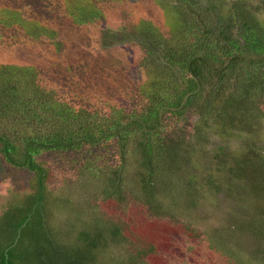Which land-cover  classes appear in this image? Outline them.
I'll list each match as a JSON object with an SVG mask.
<instances>
[{
  "label": "trees",
  "instance_id": "obj_1",
  "mask_svg": "<svg viewBox=\"0 0 264 264\" xmlns=\"http://www.w3.org/2000/svg\"><path fill=\"white\" fill-rule=\"evenodd\" d=\"M141 2L161 14L168 36L147 19L128 29L123 38L116 35L115 44L108 39L112 31L101 34L108 47L133 43L142 53L140 100L138 105L131 101L133 108L126 111L116 107L124 103L119 95L109 96L107 107L99 108L101 94L108 90L104 84L99 86L97 77L91 78L96 76L93 65L84 70L76 61L78 56L66 64L63 59L41 74L38 64L16 63L19 55L37 56L38 51L26 48L41 36L57 38L50 51L56 52L52 61L60 59L59 33L66 52L72 50L69 42L83 36L63 27L79 24L86 30L105 23L109 8L100 5L103 11L99 10L93 0H0V158L13 169L29 173L33 189L0 213V264H95L97 257L117 260L122 256L130 258V264H144L141 248L131 253L134 242L124 231L128 221L124 209L147 210L148 229L156 236L153 244L164 256L165 232L174 218L166 211V196L180 194L185 205L192 207L203 191L210 195L214 189L229 197L239 187L264 199V144L259 146L263 138L257 126L264 121V0ZM127 60L131 57L117 63V68L102 70L114 73ZM231 129L252 134L245 137L251 143L238 154L219 146L210 173L204 164L202 175H197L198 169L197 174L186 171L206 146L210 131L225 136ZM77 154L81 165L75 166ZM58 158L59 168L72 165L76 181L83 174L82 184L90 175L100 184V193L86 196L87 205L74 211L77 217H70L74 222L63 223L74 233L72 243L59 242L48 228L53 196L49 171ZM127 184L132 190L126 193ZM107 200L113 201L116 213L102 206ZM68 201L61 199L60 204L69 206ZM257 206L258 210L264 207ZM82 208L94 215L84 214L87 220L76 222ZM145 245L146 240L141 246ZM157 258L158 264H168L164 257ZM231 258L219 263L241 264ZM245 258L247 264H257Z\"/></svg>",
  "mask_w": 264,
  "mask_h": 264
},
{
  "label": "rangeland",
  "instance_id": "obj_2",
  "mask_svg": "<svg viewBox=\"0 0 264 264\" xmlns=\"http://www.w3.org/2000/svg\"><path fill=\"white\" fill-rule=\"evenodd\" d=\"M93 1L95 8L100 10L102 6H106L111 10V15L107 17L105 23L100 22L97 26L86 30H83L84 28L82 29V26H80L78 22V26L75 24V26L67 25L66 28L63 27L70 34L83 35L81 40L69 42L72 46L71 51L66 52L63 46L64 39L59 33L58 39L61 42L62 49L58 52V55L61 58L52 61L56 52L50 50L53 49V43L57 41V38L55 37L51 41L45 36H41L37 39L34 46L26 48L27 51H38L37 56L34 54L19 55L16 58V63L21 65L38 64V69L40 68L41 74L46 68L59 66L60 61L63 59L66 64V62L70 60L69 58L78 56L76 59L78 64L84 70L89 68L92 64L96 76L92 75L91 78L97 77L100 80L98 82L99 86H103L102 84H104L108 90L107 94H101L103 100L99 108L103 109L107 107L105 101L109 96L115 98L116 95H119L121 99L118 100L124 103L116 107L127 111L133 108L129 104L131 101L138 105L140 100L138 84L144 80V73L138 67V62L142 53L133 43L108 47L103 39L104 34L102 36L101 34L105 30L112 31L109 33L108 39L115 44V41H117L116 35L123 38L128 33V29L134 27L142 19H147L155 24L165 36L169 34L168 28L165 26V20L161 14L158 13L159 15H157L156 12L149 11L148 6L142 3L141 0ZM101 10L103 11V9ZM155 17L158 19L157 22L159 21V23L156 22ZM79 50L81 54H79ZM127 56H130L131 60H127L129 63L123 64L122 69L113 70L114 73L110 74L102 70L114 66L115 68L119 67L116 64L122 63L130 58ZM98 68L102 71L96 72ZM126 103H128L129 106H126ZM262 111H264V105ZM255 113L256 111L252 112V114ZM193 121L192 119L191 123H193ZM257 126L259 127L258 132L263 138L261 144H259V146H261L264 144V121L259 120ZM213 131L209 132L207 144L204 148H201L196 155L197 160L195 159V162L192 163L193 166L190 167L189 171L186 168L187 172L195 173L198 169L200 170L199 173L195 174L202 175L204 173L203 164L207 172H212L211 160L214 158L216 149H218L219 146L224 147L230 154H238L242 152L241 148H243L245 144L251 143L245 137L251 138L252 134H243L231 129L224 132L225 136H219L213 133ZM187 132L188 136L194 135V131ZM190 133H192V135H190ZM200 152L205 153L201 154ZM83 154H86V152H83ZM196 156L193 155L192 160ZM201 157L202 159L200 160ZM60 159L61 158H58L52 162L49 171L50 179L48 184L50 186L49 189L52 188L53 190L51 192L53 196L49 199L47 211L48 228L49 232L54 235L59 242L63 240L72 243L75 237L74 233L70 234V231L65 228L63 223L67 224L74 222V219L70 218L72 216L77 217L74 211H76L77 208L83 207L82 205H87L85 202L86 196L94 197L100 193V184L97 183L98 178L91 175L90 180L84 184H82L83 174L77 181L74 179V171L71 170V167L72 165H81L79 161L81 158H79L78 154L73 158L74 160L70 167L64 165L59 168L57 162H59ZM76 159L79 163H76ZM182 168L185 169L184 167ZM128 177H132L130 171ZM87 178L89 177L87 176ZM31 181L32 179L29 173L13 169L0 158V213L2 209H6L10 203L15 204L16 202H20V199L32 194L33 189L30 186ZM130 190H132L131 185L127 184L125 192L127 193ZM210 192V195H207L206 192L203 191V195L197 197L192 207H187L185 205V200L181 198V196L179 197L180 194H178V197L175 196L174 198L170 196H166V199L163 198L166 202V211H169L168 216H174L172 222H170L168 226L169 228H167L171 234L168 231L165 232V243L163 246L166 247L167 250L164 256L158 251L160 247L155 249L153 244L155 242L153 238L156 236L151 235L150 229H148V226H151V224L149 223L147 210L141 207L137 210L136 207L124 209L125 212L123 213L128 215L126 218L128 220L127 228L124 231H128L130 240L134 242L131 253L135 254L137 252L136 250L141 248L144 264H158V256L159 258L164 257L163 260H166L168 264H222L219 262L229 260L231 257L238 258L237 260L241 264L248 263L245 257L255 259L257 264H264V252H260L264 244V234L261 227V225H264V207L261 208V210L257 209V204L264 205V199L255 197L253 193L241 191L239 187L238 190L232 189L228 195L229 197H226L214 189H211ZM65 198L69 199V206L60 204V200ZM3 204L5 205L2 207ZM102 206L112 213L115 210L114 203L110 200L104 202ZM128 210L131 211V213H127ZM116 212L117 211L114 213ZM123 213L117 214L123 218L125 217ZM84 214L88 216L94 215L92 210H85L82 208L78 210L79 217L76 222L87 220ZM96 215L99 217V212H97ZM168 220L169 217L165 218V222ZM121 221L125 222V220ZM55 238H53L54 241ZM261 239L262 242L259 243ZM145 240L146 245L142 247V242ZM75 247L76 246L73 248ZM171 247H175V249ZM151 248H153V250H151ZM156 251L158 255L155 256L153 254H155ZM128 252L129 251H126V254H128ZM24 254L25 258L28 257V253L23 251V255ZM122 257L123 258L117 260L97 257L95 264H130V258L125 256Z\"/></svg>",
  "mask_w": 264,
  "mask_h": 264
},
{
  "label": "bare ground",
  "instance_id": "obj_3",
  "mask_svg": "<svg viewBox=\"0 0 264 264\" xmlns=\"http://www.w3.org/2000/svg\"><path fill=\"white\" fill-rule=\"evenodd\" d=\"M237 248V247H236Z\"/></svg>",
  "mask_w": 264,
  "mask_h": 264
}]
</instances>
